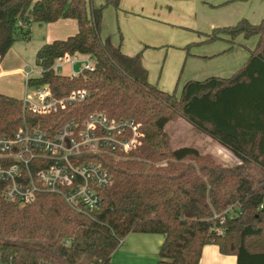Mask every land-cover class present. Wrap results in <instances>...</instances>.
<instances>
[{
    "label": "trees",
    "instance_id": "16d2710c",
    "mask_svg": "<svg viewBox=\"0 0 264 264\" xmlns=\"http://www.w3.org/2000/svg\"><path fill=\"white\" fill-rule=\"evenodd\" d=\"M103 1L89 16L88 0H0V63L30 39L31 23L60 20L76 21L77 34L42 46L36 65L47 68L75 53L96 60L80 79L48 73L35 81L59 98L75 90L89 98L56 114H26L29 122L54 133L71 118L100 112L134 119L143 133L141 146L124 159L102 158L113 183L101 192L102 206L88 214L54 194L25 206L7 202L0 188V263L115 264L120 242L139 233L164 237L158 264H200L208 245L237 264H264V20L214 29L208 42L257 38L256 47L231 77L188 81L177 96L149 82L140 54L128 56L103 40L104 10H119L121 0ZM180 118L240 163L226 166L195 148H173L166 126ZM22 124L21 99L0 94V137Z\"/></svg>",
    "mask_w": 264,
    "mask_h": 264
},
{
    "label": "rangeland",
    "instance_id": "374dc122",
    "mask_svg": "<svg viewBox=\"0 0 264 264\" xmlns=\"http://www.w3.org/2000/svg\"><path fill=\"white\" fill-rule=\"evenodd\" d=\"M144 1L147 5L151 1L153 3L154 0ZM169 1L171 3L167 5H157L156 2L152 4L154 8L158 6V10L154 15L153 12H148L146 17H144L145 15L138 16L131 11L127 14L124 11L118 12L113 7L106 8L103 14L101 36L104 39L109 38L111 41L118 42L117 47L120 43L124 44L126 38L130 42L131 38L129 37L141 36V39L146 42L137 53H141L145 57V69L148 71L150 83L166 93L175 91L177 96L181 94L183 86L188 81L198 80V78L205 80V78L221 72V69L227 68L233 63V56L229 49L234 44L230 38L208 42L210 39L208 36L213 33L214 29L235 26L241 20L250 22L249 19H251V24L256 22L254 25L260 24L264 20V0L246 2L234 0ZM103 2V0H88V15L90 16L92 6L100 7ZM121 8L124 7L121 5ZM232 13L243 15L236 23L230 24ZM254 15L256 17L253 19ZM169 16L170 19L167 20ZM125 17H130V21L126 23ZM132 17L141 22L133 24ZM64 23L66 21L53 24L52 27L39 23L30 24V39L17 42L0 63V73L5 72V74L0 75L1 95L23 99L26 93L25 77L17 70L36 68V54L42 46L48 44L49 31H52L53 36H57L56 39H58L60 36H65L61 34H66L65 32L70 29L67 27H72ZM72 23L75 22L72 21ZM257 41V38L239 37L234 42L239 45L238 49L241 53L250 54V51L255 49ZM240 60L236 59L237 64L234 66L237 69L231 76L247 62L239 66ZM80 68L79 65L76 66L75 71L80 70ZM69 72L70 69L67 68L62 70L64 75L69 74ZM227 72L232 71L227 70ZM166 131L170 136L173 148H195L203 155L215 157L217 161L226 166L239 163L228 150L217 147L218 144L215 140L183 118L169 123L166 126ZM155 237H159L156 239L164 238L162 235ZM124 241L125 239L120 242L116 252L118 254H114L116 264H122L120 251ZM153 245L155 243H151L145 252L148 253L149 259L155 258V264H158L160 260L159 249H154ZM208 247L218 251L217 246ZM203 264H216V262L209 253L205 254Z\"/></svg>",
    "mask_w": 264,
    "mask_h": 264
},
{
    "label": "built area",
    "instance_id": "2783aa9c",
    "mask_svg": "<svg viewBox=\"0 0 264 264\" xmlns=\"http://www.w3.org/2000/svg\"><path fill=\"white\" fill-rule=\"evenodd\" d=\"M19 25L26 28L22 22ZM78 65L81 68L75 71ZM95 66L91 56L75 53L65 54L47 68L36 65L21 70L26 83L21 99L23 124L12 136L0 137V188L5 201L25 206L41 194H54L77 213L88 214L102 206L101 192L111 187L113 178L101 160H122L138 149L143 142L141 124L93 112L82 120L71 118L51 133L25 117L48 116L85 102L89 98L85 90L59 98L49 85L33 83L48 73L77 80ZM65 68L70 69L67 75L62 73Z\"/></svg>",
    "mask_w": 264,
    "mask_h": 264
},
{
    "label": "crops",
    "instance_id": "0c3cea01",
    "mask_svg": "<svg viewBox=\"0 0 264 264\" xmlns=\"http://www.w3.org/2000/svg\"><path fill=\"white\" fill-rule=\"evenodd\" d=\"M155 2H156L157 5H167V4L171 3V1H169V0H154L153 3L151 1V3H148L146 5L144 0H121L120 9L117 10V11L118 12L124 11L127 14H129V12L131 11L132 13H134V14H136L138 16L145 15L144 17H146V15H148V12H150V13L153 12V15H154L155 12L158 10V6H155V8L152 7V4H155ZM172 4L175 5V3H172ZM121 5L124 7L123 9L121 8ZM241 15H243V14L240 13V14H236L235 15L234 13H232V15H231L232 17H231V20H230L229 23L230 24L236 23L240 19ZM170 16H169V18L167 20L170 19ZM255 17H256V15L253 16V19ZM130 19H131L130 17H127V18L125 17L124 20L127 23L128 21H130ZM249 20L251 22V19H249ZM65 21H66V23H64V24H67L68 26H72V27H67L68 29L69 28L70 29L65 32L66 34H61V35H65V36H60V38L56 39L57 36H53L54 33H52V31H49V36H48V39H47V41H48L47 43H52L53 41H56V40H66L68 37H71L72 35L74 36L75 34H77L78 25H77V22L74 21V20H60V21H58L56 23H53V24H57L59 22H65ZM72 21L75 22L76 25H75V23H72ZM132 21H134L133 24H137V23L141 22L139 19H137L135 17H132ZM53 24H46V25H49V26L52 27ZM253 24H256V22H253ZM61 32L63 33L64 30L61 31ZM129 38H131L130 42H129V40L127 41V38H126V41L124 42V44L120 43L118 47H120L122 52L124 54L128 55V56H135L137 54H140L141 55L142 64L145 67V57H143L141 53H137V52L140 51V49L144 46L146 41L141 39V36H137V35L129 37ZM103 40H109L114 47H117L118 42H116L114 40L111 41V39H109V38L108 39H104L103 38ZM233 44H234V46L229 49V52H231V54L233 56V58L232 57H229V58H232V62L233 63H231L229 65V67L221 69L220 70L221 72H218L217 74H214L213 76H210V77L228 78V76H231V74L237 69V68H235L236 66H234V65L237 64L236 59L237 60L242 59V60H240V64H238L239 66L247 61V59H248L250 54L241 53L239 51V49H238L239 45L236 44L235 42ZM13 48H14V46L11 48V50ZM224 52H222V53H224ZM227 70L232 71V72H227ZM17 71L21 73V70H17ZM3 74H5V72H1L0 73V75H3ZM200 79L203 80V78H198V80H196V81H201ZM205 79H207V78H205ZM149 82H151L150 79H149ZM9 97H13V96H9ZM218 146H219V148L225 149L222 146H220L219 144L217 145V147ZM225 150H227V149H225ZM229 153L232 154L231 152H229ZM232 156L240 163V161L233 154H232ZM156 235L157 234H139V233H131V234H129L125 238L123 247H121V251H120L121 263L122 264H155V258L149 259V255H148L147 252H145V250H146L147 247H150L149 245H151V243L152 244L155 243V245H153V246H154V249L155 248L159 249L158 250V255H159L161 246H162V244L164 242V238L156 239V238H159V237H155ZM208 246H211V245H208ZM208 246H206L203 249V253H202V258H201L200 264L201 263L203 264L205 254H209V253H210L211 257L214 259V261L216 262V264H237L236 257H234V256H229L228 257V256L221 255L219 250L216 251L212 247H208ZM117 251H118V249L116 250V252ZM116 252L114 254H116ZM114 254H113V257H112V261L113 262H114V256H115Z\"/></svg>",
    "mask_w": 264,
    "mask_h": 264
}]
</instances>
